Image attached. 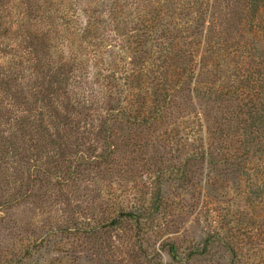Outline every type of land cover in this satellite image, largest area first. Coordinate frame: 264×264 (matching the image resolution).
Here are the masks:
<instances>
[{"label":"rangeland","instance_id":"obj_1","mask_svg":"<svg viewBox=\"0 0 264 264\" xmlns=\"http://www.w3.org/2000/svg\"><path fill=\"white\" fill-rule=\"evenodd\" d=\"M57 1L0 0V71L5 72L14 61L21 63L22 71L17 80H5L9 87L0 82V264H264V188L256 190L254 186L264 182V128L251 125L244 131V121L249 122L247 110L242 108L241 95L230 94L234 88L242 91L246 82L254 88L264 86V80H259L261 77L254 70L259 64L264 67V5L257 19V31L238 33L245 44L240 51L225 49L232 36L225 34L219 42L226 50L219 54V68L224 82L222 93L227 95L217 98L213 92L211 97H205L208 101L197 103V112L203 114L206 110L208 115L201 117L188 110L178 114L188 103L183 105L181 94L173 90L170 109L164 113L135 114L111 122L110 116L107 119L112 105L109 94L103 96L101 91L94 98L92 90L101 87L86 81L85 96L97 101L90 111L83 112L89 113V117L83 119L80 115L79 121H83L77 130L79 134L69 127H58L56 134L61 139L55 141L67 145L60 148L63 155L56 162L32 156L41 148L36 146L34 129L29 130L32 115L37 112L32 111L35 94L28 89L37 76L25 61L31 49H25L24 38L31 34L48 35L47 43L40 44L36 36L33 44L42 53L49 51L47 55L53 60L58 56L55 52H59L51 47L52 31L59 22L55 14ZM71 1L87 12L94 0ZM224 2L233 8L224 11L217 23L223 33L239 28L238 19L230 17L232 10H245L247 0ZM205 4L206 1L201 2V6ZM205 31L206 28L202 35ZM112 37L121 38L117 31H112ZM101 43L98 57L105 62L100 66L106 70L101 73L103 76L111 67L119 72L118 76L124 69L130 70L131 55L123 56L120 62L115 54L110 58L106 53L114 52L113 47H108L112 42L103 38ZM90 66L68 73L59 87H66L74 99V94L82 92L74 84L86 78ZM245 68L251 72L247 73ZM169 76L174 78L171 72ZM21 89L25 94L15 97ZM106 121L114 129L113 137L102 136L110 142L109 163L91 162L86 168L84 165L86 170L78 180L68 184L56 173L50 178L52 171L63 174L71 162L74 166L80 157L91 152L100 154L107 148L100 138ZM17 123L23 125L18 132ZM206 131L214 138L210 147L214 157L220 162L225 156L226 162L208 165L201 159L204 150L200 145L202 138L207 139ZM15 136L19 137L18 142ZM8 140L16 142L23 158L16 157L14 161L9 157L11 153L3 152ZM57 146L48 145L44 150L52 153ZM155 190L159 194V209L152 217L154 220L148 225L144 221L139 232L130 225L103 226L118 208H152ZM82 223L85 226L80 227ZM95 227L98 229L94 234L88 233ZM207 240L210 254L189 259L190 252L201 249ZM171 245L176 248L175 254L170 251Z\"/></svg>","mask_w":264,"mask_h":264},{"label":"trees","instance_id":"obj_2","mask_svg":"<svg viewBox=\"0 0 264 264\" xmlns=\"http://www.w3.org/2000/svg\"><path fill=\"white\" fill-rule=\"evenodd\" d=\"M202 1H206L205 6H201ZM57 2L59 7L56 8L55 14L59 22L52 31L54 45L51 47L59 52L58 54L52 50L58 56L53 60L47 55L49 51L42 53L36 44H33L37 35L31 34L24 38L25 49H31L25 61L32 65L30 69L37 76V80L28 89V92L35 94L32 111L37 112V115H32L29 130L31 132L34 129L33 133L37 135L36 146L40 145L41 148L32 156L40 159L49 158L56 162L63 155V150L60 148L67 145L64 144V141L60 144L56 143L55 138L61 139L56 134L58 127H69L77 132L83 121H79L80 115H83L86 110L90 111L92 104L97 101L89 100L85 96L86 81L96 83L97 87H101L98 88V91L92 90L91 95L93 94L94 98L101 91L103 96L109 94L108 99L113 106L110 105L112 107L108 108L107 119L109 120L110 116L111 122L118 120L117 118L129 119L131 115L135 114L144 116L154 111L156 113L163 111L164 113L170 109L168 103L173 90L181 94L180 99L183 105L185 102L188 103L181 111L177 106L180 111L178 114H184L188 110L189 113L194 111L201 117L208 115L206 110L203 111V114L197 112V103L206 99V96L211 97L213 92L217 94V98L227 95V92L222 93V83L224 82L220 75L222 69L219 67L222 61L219 54L225 53L226 50H233V53L238 52V49L239 51L241 49L240 46H245L241 42L243 36L238 33H242L244 30L257 31V25H259L257 19L260 8L264 5V0H247L243 7L245 10H241L239 13L232 10L233 17L230 19L234 21L238 19L239 28L236 27L233 30L229 28L223 33L218 29L217 23L221 20V14L233 6L224 0H94L93 7H90L87 12L86 10L81 11L75 4H72L71 0H58ZM205 28V35H202V30ZM112 31H117V35L121 37L120 40L113 39ZM216 33L217 35H215ZM225 34L232 38L231 42L227 44L228 46H225L226 50H222L223 45L219 42L224 39ZM37 37L40 44L47 43L50 39L46 34ZM103 38L112 42V44H108V47H113L114 52L113 50L106 52L110 58L115 54L121 62L123 56L131 55L133 60H131L129 71L124 69L123 73L118 76L119 72L111 67L107 76L101 74L106 71L103 67L100 68L101 65H105L104 59L102 63L98 57L100 47H103L102 43L100 44ZM7 62L6 64H8ZM20 64L16 61L11 62L6 66L5 72L0 71L2 85L9 87L5 80L10 83L11 79L17 80L19 75L21 76ZM89 64L91 65L90 72L86 73V78H80L74 84L82 92L78 95L74 94L75 98L73 99L66 91V87H59V85H63L68 73L72 71L75 73L84 67L87 68ZM212 66L217 68L212 69ZM263 69L264 67L260 64L254 68L258 71L259 76L257 77H261L259 80H264ZM245 71L251 72L246 68ZM170 72L174 74L173 79L169 76ZM101 76H103L102 79ZM100 80L105 82L103 86L101 82L98 84ZM22 91L21 89L16 92L15 97L24 93ZM132 91H134V97L131 96ZM230 94L237 97L241 95L242 108L247 110L249 122L244 121V131L251 125L264 128V86L254 88L252 83L246 82L242 91L234 88ZM61 96L65 98L62 102H60ZM206 101L208 100L206 99ZM73 116L79 118L73 120ZM86 117H89V113L83 115V119ZM9 123L11 128V120ZM105 123L100 138L102 136L113 137V127H110V123L107 121ZM18 126H16L17 132L23 125L19 124ZM261 131L264 133L263 129ZM77 133L79 134V131ZM206 134L207 139L202 138L204 142L200 145L204 150L201 153V159L208 165L226 162L225 156L220 159V162L216 160L210 150V147L215 143L214 138L210 131H206ZM103 137L102 139H104ZM15 138L18 142L19 137L15 136ZM108 141L104 139L103 143L107 144V148L102 153L91 152L87 157H80L79 162L74 166H72V162L68 164L63 174L52 171V174L48 175L50 178L53 173L61 175V181L68 184L78 180L79 175L86 170L85 168L91 162L95 164L109 163L111 156L108 150L110 148ZM16 142L8 140V146L3 151L11 153L9 157L14 161L16 157L19 160L23 158L18 152V147L15 146ZM261 143H263L262 150H264V142ZM48 145L53 148L58 145V149L55 150L57 152H45L44 147ZM26 155L24 158H27ZM84 165L85 168H83ZM254 186L256 190L262 189L264 182ZM154 193L152 208L133 207V205L127 208H118L116 215L103 226L106 224V228H115L121 225H130L139 232L144 221H146L144 225H148L150 220H154L152 217L159 209L158 190H155ZM83 226H85L84 223L80 225V227ZM97 229V227L90 228L88 233L94 234V230ZM209 245L210 241L207 240L201 249L194 248L188 256L189 259H202L208 256L210 254ZM170 251L175 254V246L171 245ZM230 252L233 253L232 248ZM230 264L236 263L232 261Z\"/></svg>","mask_w":264,"mask_h":264}]
</instances>
